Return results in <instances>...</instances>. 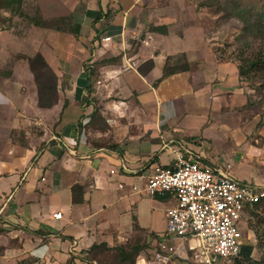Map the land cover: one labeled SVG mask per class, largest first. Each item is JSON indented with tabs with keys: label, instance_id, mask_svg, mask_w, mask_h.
I'll use <instances>...</instances> for the list:
<instances>
[{
	"label": "crops",
	"instance_id": "crops-1",
	"mask_svg": "<svg viewBox=\"0 0 264 264\" xmlns=\"http://www.w3.org/2000/svg\"><path fill=\"white\" fill-rule=\"evenodd\" d=\"M49 1L52 12L62 11L64 3L69 7L66 15L82 19L75 12L78 0ZM167 1L171 6H156L155 2L146 14L142 13V0H85V18L94 22L101 20L110 3V10L118 3L123 7L118 26L112 24L104 32L101 23H95L89 32L94 45L120 40L128 20L136 27L143 25L146 34L133 52L126 53L130 46L124 45V50L120 43L111 47L96 85L88 70L69 78L66 94L59 89V104L44 108L36 105V99L32 105L26 99L22 102L23 108H35L34 118L49 115L53 124L49 129L41 127L37 136H27L25 145H14L0 157V240L6 239L3 245L0 241L1 264H18L20 260L106 264L84 256L94 245L97 249L93 252L115 255L114 248L139 232L149 253V244L165 237V211L175 199L169 193L146 194L147 178L159 164L172 166L181 152L197 155L201 166L220 169L237 181L264 186V142L251 144L238 121L232 120L239 113L234 114L226 98L222 101L231 96L226 91L232 92L235 103L237 98L244 101L237 67L232 62L211 60L214 56L198 24L194 27L201 40L193 49L169 48L173 37L169 19L173 11L176 16L186 12L188 1ZM174 3L180 8H171ZM139 13L143 22L135 18ZM150 26L165 27V32L150 31ZM140 47L145 49L144 56ZM116 54L120 57H112ZM176 54H185L183 63L168 64L166 58ZM208 54L211 59L205 60ZM57 78L60 88L62 79ZM86 79L90 96L100 100V129L88 126L95 101L89 105L80 101ZM9 102L13 107L16 104ZM192 105L194 110L188 111L187 106ZM85 106L88 108L83 111ZM220 131L229 143L224 155L214 150L220 146L214 141L223 143ZM57 212L60 219L53 217ZM181 263L186 264L179 259L173 264Z\"/></svg>",
	"mask_w": 264,
	"mask_h": 264
},
{
	"label": "rangeland",
	"instance_id": "rangeland-1",
	"mask_svg": "<svg viewBox=\"0 0 264 264\" xmlns=\"http://www.w3.org/2000/svg\"><path fill=\"white\" fill-rule=\"evenodd\" d=\"M187 1L188 5L184 7L186 12L183 11L180 16H176L175 11H173L174 13L172 12V16L169 19L173 21L172 25L170 24L173 37H171L169 48L173 47L175 51L181 50L183 52L193 49L198 44V41L201 40V36L198 38L194 27V25L198 24L200 32L202 31L204 35L205 45L210 46V51L214 56L211 59L208 54L205 60L214 59L220 62H232L237 69L238 66H241L242 69L249 67L250 61L253 60L260 61V67L263 66L264 0ZM84 2L85 0H78V4L75 6V12L80 14L81 20L72 19V16L66 15L69 13L68 4L62 3V11L54 10L53 12L55 13H53L49 0H24L22 15H14L9 11L0 9V157L7 155V151L10 148L13 149L14 145H25L27 136H37L39 132L43 131L41 127L49 129L53 124L49 115H44L40 119L34 118L35 108L33 109L30 105H26L23 108L22 102L25 103V99L31 105L34 99H36V105L40 104V102H51L53 105L59 104L61 102L59 89H61L62 93H67L66 90L70 87L69 78L93 69L92 79H94V85L97 84V80L101 77L99 68L103 63L107 62L105 57L111 55L112 46H116L118 43L123 44V49L124 45L125 47L130 46V49H124L126 53L133 52L140 46L146 30L143 25L136 27L135 22H132V20L125 22L127 31L123 36L119 35L120 40L117 39L112 45L110 42L108 45H102V43H99V46L94 45L93 41H90L92 33L89 32L95 28V23H101L100 26L104 32L111 29L110 26H114L112 24L118 26L123 15V7L118 3L110 10L108 8L112 6L110 3L106 9L107 11L105 10L102 13L101 20L94 22L90 18H85L86 7ZM155 2L156 6H161L164 3L167 7L171 6V3H168L167 0H152L151 2L142 0V13L147 14V9L151 6L154 8ZM204 4H207V6ZM173 7L179 9L180 4L174 3L171 8ZM195 7L196 9L192 11ZM142 13L135 16L141 22H143L140 17ZM237 14L239 16H236ZM63 15L70 18L69 22H65L69 25L68 27L64 26V22H62L65 20L60 19L66 17ZM153 17L155 16L153 15ZM176 19L179 20L173 26ZM80 21L81 24H79ZM151 22L154 23L155 21L152 20ZM36 24L41 25L38 26ZM61 28H68L69 30H60ZM134 28L137 30H134ZM182 33L185 34L184 38L178 37ZM75 35H80L81 37L76 39L75 37L77 36ZM93 38H95L94 35L92 40ZM76 42L77 45L73 47ZM89 43H92L90 47ZM98 47H100L99 51L95 52ZM140 48L142 49L140 54L144 56L145 49ZM123 49L120 50L123 51ZM36 53L41 54L46 63L51 65L49 67L56 75V90L51 87L52 77L41 62H35V70H30L27 57H32ZM184 55L176 54L166 58V62L168 64H171L170 62L172 64L183 63L186 57ZM117 56L120 57L119 54L112 57ZM143 68L141 66L140 70H143ZM57 77L62 79L60 88L57 83ZM239 86L242 88L241 94L244 101L241 102L237 98L235 103L232 100L234 96H232L231 91H226L231 93V96L226 95L222 98V101H228V106L231 107L234 114L239 113L232 120L238 121V126H241V132H245V137L249 142L255 145L262 144L264 142V69L260 70L259 67H251L250 71L239 76ZM93 91L95 92L94 88ZM224 98L226 99L224 100ZM12 100L16 103L14 107L9 102ZM87 100H94L96 106L100 102L99 99L94 98V95H89ZM96 106L97 115L93 117L89 115L88 126L90 129H100L101 127V115L99 107ZM193 107V105L187 106L188 111H193ZM86 108L88 106L83 107V111ZM88 112L90 113V110ZM217 136L211 137L214 139ZM220 136L223 137V143L219 144L214 141L213 144L220 145L218 148L215 147L214 150L224 155L229 149V143L224 139L226 137L224 132L220 131ZM244 150L246 151L247 148H244ZM262 156H264V152ZM260 160L262 159L259 158L258 162ZM250 219L251 217L246 214L241 223L245 238L249 237V240L253 241V259H264V226L258 228L255 220ZM0 241H2L3 245L6 239H1ZM137 245L140 247V252L135 256L134 264H137L141 256L146 255L148 247L140 232L126 242L125 247ZM84 258L88 260L96 258L98 263H118L115 255L108 252L104 253L102 250L98 252L89 251ZM20 263L35 264L29 260H20ZM186 264L192 263L187 261Z\"/></svg>",
	"mask_w": 264,
	"mask_h": 264
},
{
	"label": "built area",
	"instance_id": "built-area-1",
	"mask_svg": "<svg viewBox=\"0 0 264 264\" xmlns=\"http://www.w3.org/2000/svg\"><path fill=\"white\" fill-rule=\"evenodd\" d=\"M145 193H169L175 203L165 211V237L149 244L150 252L137 264H173L178 259L192 264H233L249 239L241 226L246 210L264 201V186L203 167L190 152L178 154L172 166H155ZM53 217L60 219L61 213Z\"/></svg>",
	"mask_w": 264,
	"mask_h": 264
},
{
	"label": "trees",
	"instance_id": "trees-1",
	"mask_svg": "<svg viewBox=\"0 0 264 264\" xmlns=\"http://www.w3.org/2000/svg\"><path fill=\"white\" fill-rule=\"evenodd\" d=\"M23 5H24V0H0V9H4L6 11H9L11 14H14V15H22ZM204 5L207 6V4H204ZM236 16H239V14H237ZM60 19L65 20V21H62V22H64L63 23L64 26H67V27L69 26L65 23V22L70 21L69 17L66 16V17H62ZM36 25L40 26L41 24H36ZM76 27H78V26H76ZM64 29L69 30L68 28H61L60 30H64ZM149 30L154 31V32H156V31L165 32V27L150 26ZM27 60H28L30 70H35L34 69V63L35 62H41V64L44 66L45 70L47 72H49L48 74L52 77V79H51L52 80L51 81L52 86L51 87L53 88V90H56V87H55L56 86L55 85L56 75L53 73V71L51 70L49 65L46 63L44 57L41 54L36 53L32 57H27ZM259 63H260V61H258V60L250 61L249 67H247L245 69H242L241 66H238V75L239 76L244 75L245 73L250 71L251 67H254V68L259 67L260 70L264 69V64H263V66L260 67ZM89 73L93 74V69H90ZM85 86H86L85 87L86 92H85V95L82 96L80 101L83 104L89 105L91 103V100H87V97L91 93V86L89 83V79H86V85ZM38 105L40 107L47 108V107L52 106L53 103H51V102L41 103L40 102V104H38ZM95 115H97L96 108H94L92 117ZM246 214H248L251 217L250 220H252V219L255 220V223L258 226V228L263 227L264 226V201H261L259 203H255V204L249 206L246 210ZM125 245L117 246L116 248H114L115 252H116L115 258H116V261L118 262L117 264H125V263L134 264V260H135L134 258L136 255L139 254L140 247L137 245V246H132V247L126 248ZM96 247L97 246H95V245L92 246V248H90L89 251H93L94 249H97ZM253 250H254L253 241L249 240V239L246 240L242 244L240 252H239V256H238V258L235 259L233 264H264V259H259V260L253 259V256H252ZM18 264H21V263L19 262ZM26 264H29V263H26Z\"/></svg>",
	"mask_w": 264,
	"mask_h": 264
}]
</instances>
